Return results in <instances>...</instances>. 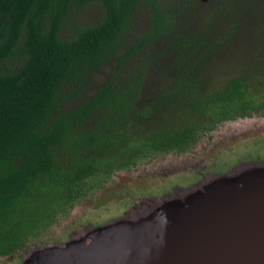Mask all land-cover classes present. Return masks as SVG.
I'll list each match as a JSON object with an SVG mask.
<instances>
[{
    "label": "trees",
    "instance_id": "obj_1",
    "mask_svg": "<svg viewBox=\"0 0 264 264\" xmlns=\"http://www.w3.org/2000/svg\"><path fill=\"white\" fill-rule=\"evenodd\" d=\"M203 2L0 0V257L63 219L93 179L155 152H183L216 123L264 113L263 83L233 76L211 88L207 74L247 12L257 8L264 23V0ZM90 4L100 19L60 38L70 14ZM141 10L146 30L129 40ZM162 59L164 82L144 98Z\"/></svg>",
    "mask_w": 264,
    "mask_h": 264
},
{
    "label": "water",
    "instance_id": "obj_2",
    "mask_svg": "<svg viewBox=\"0 0 264 264\" xmlns=\"http://www.w3.org/2000/svg\"><path fill=\"white\" fill-rule=\"evenodd\" d=\"M19 264H264V161L140 199Z\"/></svg>",
    "mask_w": 264,
    "mask_h": 264
},
{
    "label": "rangeland",
    "instance_id": "obj_3",
    "mask_svg": "<svg viewBox=\"0 0 264 264\" xmlns=\"http://www.w3.org/2000/svg\"><path fill=\"white\" fill-rule=\"evenodd\" d=\"M216 2L217 0H204L203 5L207 8L209 4H215ZM258 5L260 6V4ZM200 7L201 6L198 8ZM254 9L255 10L252 9V11L250 10L244 15L245 21L241 24L239 33L236 35V38L232 43L230 42L227 44V47L222 52L221 56H212V58L208 60L207 74H210L209 86L211 88L221 87L222 84L233 76L245 77L253 88H257V82L264 84V23L261 22L258 17L257 8ZM100 10L101 9L97 4H90L82 8L81 11H78L74 16L71 13L61 30L60 38H69L74 32L73 26L76 24L85 25L97 22L100 19ZM147 19L148 17L145 11L141 10L138 12L137 17L133 22V32L129 40H134L146 30ZM226 21L227 20H219L221 25H226ZM163 64L164 60L162 59L151 66L145 92L141 94L144 98L148 97L154 89L163 84L164 79L161 75ZM113 66L114 64H112V67ZM110 68L111 66L103 68L100 74L95 77V82L98 81L99 83H102L107 80L110 74ZM260 89L259 91L264 93V89L263 91ZM92 91L85 94L84 98H86ZM72 105L73 104H66L63 109L70 108ZM242 126H247L255 132L258 128L261 129L258 135H256L257 137L253 140L264 141V132H261L264 130V117L261 116V114H254V116L252 115L249 118L235 120V129ZM249 132L251 131L249 130ZM252 147L254 146L252 145ZM225 165L226 164L223 166ZM143 166V163L140 164L138 169ZM114 177L117 178V182L115 181L116 184L113 186L114 192L116 193L121 187H125L126 185L136 187L138 190L139 185L146 184V186H149L155 182L150 181L151 178L149 175H145V172L131 176L120 175V173H118L115 174ZM96 179L98 180L93 179L94 181L92 180L93 182L90 181L89 183L92 182V184L96 186H101L102 183H104L100 178L97 177ZM161 196H163V194H158L157 191L143 197H147L144 199H152ZM115 201L116 200L108 201L106 203V199H103L99 205L106 203L104 207L95 206L94 203L89 204V201L83 202L80 205L78 204L73 211L70 210V214L65 218L56 221V223L41 235V237L29 243L26 249L8 257H0V264H19L20 257L23 255L24 251L26 252L37 247L65 242L79 227L83 228V226H87V224L92 225V223H102L104 220L117 216L121 213L122 207H120V204L115 203ZM91 208H97L98 210L91 211ZM77 223L81 224L75 227Z\"/></svg>",
    "mask_w": 264,
    "mask_h": 264
},
{
    "label": "flooded vegetation",
    "instance_id": "obj_4",
    "mask_svg": "<svg viewBox=\"0 0 264 264\" xmlns=\"http://www.w3.org/2000/svg\"><path fill=\"white\" fill-rule=\"evenodd\" d=\"M254 114H261L264 117L262 111H257L251 112L249 116L216 123L211 130L202 132L194 144L183 152H155L139 159L128 169L116 170L108 177L100 178L104 182L101 186L93 185V180L89 183L90 187H88L85 195L70 210L73 211L75 206L83 202L89 201V204L94 203L95 206L104 207L108 201L116 200L115 203L122 207L121 213L104 220L102 223H92V225L98 226L121 217L138 200L147 198L143 196H148L157 191L158 194L166 195L176 187L186 188L213 175H222L240 163L264 161V141L253 140L261 129L258 128L255 132L247 126L238 129L234 127L235 120L249 118ZM142 163L144 166L138 169ZM224 164L226 165L223 166ZM144 172L145 175H149L150 181L155 182L149 186L146 184L139 185L138 190L136 187L126 185L121 187L117 193L114 192L113 186L117 182V178L114 177L115 174L131 176ZM103 199H106V203L99 205ZM70 210L67 215L70 214ZM97 210V208H91V211ZM80 224L77 223L75 227Z\"/></svg>",
    "mask_w": 264,
    "mask_h": 264
}]
</instances>
